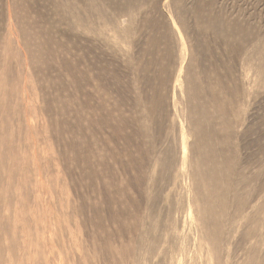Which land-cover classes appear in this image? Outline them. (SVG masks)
I'll return each instance as SVG.
<instances>
[{
  "label": "rangeland",
  "instance_id": "obj_1",
  "mask_svg": "<svg viewBox=\"0 0 264 264\" xmlns=\"http://www.w3.org/2000/svg\"><path fill=\"white\" fill-rule=\"evenodd\" d=\"M0 264H264V0H0Z\"/></svg>",
  "mask_w": 264,
  "mask_h": 264
},
{
  "label": "bare ground",
  "instance_id": "obj_2",
  "mask_svg": "<svg viewBox=\"0 0 264 264\" xmlns=\"http://www.w3.org/2000/svg\"><path fill=\"white\" fill-rule=\"evenodd\" d=\"M183 45V44H182ZM184 47V46H183ZM187 131V130H186ZM185 131V132H186ZM185 132L183 131V129H182V150H183V158L186 156L185 155V148H186V138L184 137V135H185ZM187 158V157H186ZM183 163H184V161H183ZM191 223V222H190Z\"/></svg>",
  "mask_w": 264,
  "mask_h": 264
}]
</instances>
